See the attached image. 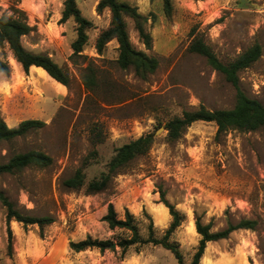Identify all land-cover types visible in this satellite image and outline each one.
<instances>
[{"label": "rangeland", "instance_id": "obj_1", "mask_svg": "<svg viewBox=\"0 0 264 264\" xmlns=\"http://www.w3.org/2000/svg\"><path fill=\"white\" fill-rule=\"evenodd\" d=\"M76 1L83 17L93 23L82 56L76 57L72 43L77 24L73 19L62 22L64 0H21L19 4L35 28L23 39L24 46L50 56L70 74L71 83L63 88L46 71L25 72L12 56L8 58L11 74L0 73V120L10 127L27 119L46 123L43 129L2 142L0 164L30 150L53 158L47 168L27 167L0 175V191L26 215L55 218L41 237L38 225L8 223L0 203V264H178L171 251L152 244L133 246L123 255L116 244L122 231L110 229L103 220L113 204L121 218L126 209L136 216L144 236L151 217L162 237L171 216L161 193L185 216L172 240L180 244L187 264L201 238L195 227L197 216L203 224L212 222L213 231L242 219L258 222L255 230H237L228 238L209 242L200 264H264V127L218 135L215 123L199 121L177 141H170L163 129L169 120L200 106L212 111L231 109L236 103V89L205 57L188 50L195 36L202 37L224 62L259 44L261 57L240 73V80L242 90L264 104V0H171L170 15L164 0H119L146 18L150 48L134 20L126 18L134 48L159 60L157 70L146 79L133 68L118 66L116 40L103 55L97 53L96 39L109 26L111 13L108 9L97 13L100 0ZM12 5L13 0H0V14L10 13ZM89 64L96 70L92 88L82 79ZM149 132L156 134L149 154L134 160L109 189L89 193L88 183L106 171L116 150ZM93 152L96 155L91 157ZM87 158L85 186L67 188L64 181ZM30 236L42 240L31 252L27 250ZM88 236L114 240L115 247L105 252L70 250L71 241Z\"/></svg>", "mask_w": 264, "mask_h": 264}, {"label": "trees", "instance_id": "obj_2", "mask_svg": "<svg viewBox=\"0 0 264 264\" xmlns=\"http://www.w3.org/2000/svg\"><path fill=\"white\" fill-rule=\"evenodd\" d=\"M21 0H13L10 13L0 14V73L10 75L12 71L9 62V56L22 66L25 72H29L32 66L40 67L45 70L49 76L66 86L70 87V74L50 56L29 51L23 43V39L31 35L35 28L29 24L27 14L19 7ZM164 8L168 15L171 14V0H164ZM105 9L111 13L109 26L101 31L95 43V49L99 55H103L107 45L116 40L118 43V66L122 69L133 68L135 73L141 78L146 79L153 74L158 66L159 60L156 57L149 56L145 52L134 48L127 31L126 18L134 20L136 29L140 37L148 48L151 47V37L145 31L146 18L137 12V8L132 7L126 2L119 0H100L97 5V13L101 14ZM73 19L77 24V38L72 43L73 56H82L85 46L88 43L87 31L93 23L83 17L78 8L76 0H64V9L62 12V22ZM7 49V52H5ZM188 50L191 53L199 54L206 58L208 64L224 79L236 89V103L231 109L208 110L200 106L193 111H186L181 117H175L165 125L170 141H177L181 138L185 130L193 123L203 121L212 122L217 126L218 135L225 134L231 130L256 131L264 127V104L258 99L249 97L241 88L240 73L252 66L262 55V47L255 44L238 58L230 62H224L219 59L214 50L208 45L202 37L195 36L191 41ZM87 74L83 76V83L87 88L96 85V70L92 65L87 66ZM46 127V123L39 119H27L19 123L16 127H10L5 121L0 120V144L2 142H12L18 138L24 137L32 131H37ZM156 142L155 132L146 133L134 140L119 147L107 165L100 177L93 179L88 183L89 193H97L110 188L113 179L127 168L134 160L147 156ZM96 155L95 152L91 157ZM53 164V158L48 154L30 150L24 153H16L3 164H0V175L14 174L27 167L47 168ZM89 165V158L85 159L83 165L78 168L74 175L64 181V185L73 190L81 189L85 186V169ZM162 202L169 209L171 223L164 231L162 237H158L157 230L149 217L150 223L147 226V236H144L139 227V221L128 209L125 210L123 218L116 212L114 205L109 204L108 212L103 220L112 230H120L121 234L117 237V246L121 249L123 255L133 246H145L152 244L161 246L171 251L178 261V264H187L184 261L180 244L173 241V236L178 228L185 221L184 214L179 211L175 205L165 199L164 193H161ZM0 203L6 210L7 222L15 220L22 223L25 227L29 225H38L43 237V229L55 222L51 215L34 217L22 213L4 192L0 191ZM258 222L253 219H242L237 223H229L227 228L213 231L212 222L203 224L200 217H196L195 227L199 234L200 241L196 252L190 264H200L207 244L228 238L234 231L245 229L255 230ZM8 250L13 252V233L8 228ZM114 240L94 239L88 236L84 240L69 243V248L75 253L83 252L89 249H98L105 252Z\"/></svg>", "mask_w": 264, "mask_h": 264}, {"label": "crops", "instance_id": "obj_3", "mask_svg": "<svg viewBox=\"0 0 264 264\" xmlns=\"http://www.w3.org/2000/svg\"><path fill=\"white\" fill-rule=\"evenodd\" d=\"M39 241H42V240L41 239L37 240L36 237H31L30 236L27 239V250L30 251V252L36 250V248L39 247V245L41 243ZM47 243H49V242H47Z\"/></svg>", "mask_w": 264, "mask_h": 264}, {"label": "bare ground", "instance_id": "obj_4", "mask_svg": "<svg viewBox=\"0 0 264 264\" xmlns=\"http://www.w3.org/2000/svg\"><path fill=\"white\" fill-rule=\"evenodd\" d=\"M13 61L16 63V61L13 59ZM17 64V63H16ZM31 68H35L36 70H40V71H45L43 70L42 68L40 67H35V66H32ZM45 73V72H44ZM48 74V73H47ZM59 84V83H58ZM61 85V84H60ZM63 88H64V85H61ZM19 232V231H18ZM205 261V260H204Z\"/></svg>", "mask_w": 264, "mask_h": 264}, {"label": "water", "instance_id": "obj_5", "mask_svg": "<svg viewBox=\"0 0 264 264\" xmlns=\"http://www.w3.org/2000/svg\"><path fill=\"white\" fill-rule=\"evenodd\" d=\"M163 129L166 130V127H164ZM111 247H115V244L111 245Z\"/></svg>", "mask_w": 264, "mask_h": 264}]
</instances>
